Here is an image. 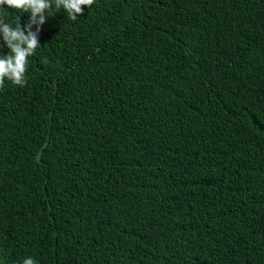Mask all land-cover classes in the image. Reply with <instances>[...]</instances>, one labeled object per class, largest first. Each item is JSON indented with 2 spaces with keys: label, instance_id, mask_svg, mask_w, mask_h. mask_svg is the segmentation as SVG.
Segmentation results:
<instances>
[{
  "label": "trees",
  "instance_id": "obj_1",
  "mask_svg": "<svg viewBox=\"0 0 264 264\" xmlns=\"http://www.w3.org/2000/svg\"><path fill=\"white\" fill-rule=\"evenodd\" d=\"M82 7L0 88V264H264V0Z\"/></svg>",
  "mask_w": 264,
  "mask_h": 264
},
{
  "label": "clouds",
  "instance_id": "obj_2",
  "mask_svg": "<svg viewBox=\"0 0 264 264\" xmlns=\"http://www.w3.org/2000/svg\"><path fill=\"white\" fill-rule=\"evenodd\" d=\"M94 0H0V9H13L20 13H29V21L21 27L19 16L15 18L18 26L13 27L5 22L4 14H0V35L4 45L10 51L7 55L0 54V88L4 87L5 80L13 85L23 87L27 83L29 57L40 48V26L46 22V13L49 15L53 8L63 9L70 20L75 21L83 15V7H91ZM36 26L33 31V26ZM21 264H37L33 258L22 260Z\"/></svg>",
  "mask_w": 264,
  "mask_h": 264
},
{
  "label": "water",
  "instance_id": "obj_3",
  "mask_svg": "<svg viewBox=\"0 0 264 264\" xmlns=\"http://www.w3.org/2000/svg\"><path fill=\"white\" fill-rule=\"evenodd\" d=\"M49 143V142H48ZM48 143H46L45 147L48 145ZM41 155V154H40ZM40 159V158H39Z\"/></svg>",
  "mask_w": 264,
  "mask_h": 264
}]
</instances>
